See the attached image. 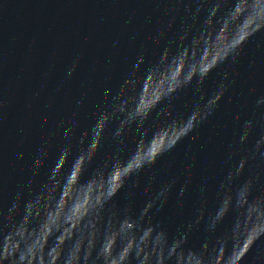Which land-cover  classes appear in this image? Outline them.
I'll return each mask as SVG.
<instances>
[{"label":"water","instance_id":"obj_1","mask_svg":"<svg viewBox=\"0 0 264 264\" xmlns=\"http://www.w3.org/2000/svg\"><path fill=\"white\" fill-rule=\"evenodd\" d=\"M0 264H264V0H0Z\"/></svg>","mask_w":264,"mask_h":264}]
</instances>
